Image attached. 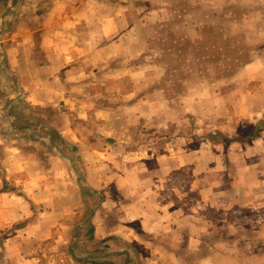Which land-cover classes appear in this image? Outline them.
Returning a JSON list of instances; mask_svg holds the SVG:
<instances>
[{"label":"rangeland","instance_id":"374dc122","mask_svg":"<svg viewBox=\"0 0 264 264\" xmlns=\"http://www.w3.org/2000/svg\"><path fill=\"white\" fill-rule=\"evenodd\" d=\"M11 45L45 66L52 104L19 95L7 107ZM261 108L264 0H0V161L13 135L35 157L29 180L11 159L0 170V264L173 263L149 240L183 264H264ZM180 156L145 209L183 214L187 233L151 239L138 231L136 170Z\"/></svg>","mask_w":264,"mask_h":264},{"label":"crops","instance_id":"0c3cea01","mask_svg":"<svg viewBox=\"0 0 264 264\" xmlns=\"http://www.w3.org/2000/svg\"><path fill=\"white\" fill-rule=\"evenodd\" d=\"M21 44V43H20ZM22 46V45H21ZM12 45L9 46V48L5 49V60H6V66L3 71V77L5 81L3 82V85L5 86L3 88L4 93L3 96H6L7 99V107H11L13 104V99L17 98L19 95L23 96L25 101L30 103V107L32 108H39L40 106H44L47 104H52L54 101V98H57V92L54 93L52 89H44L43 85L50 86L51 79L48 78L50 74L47 76V80L42 78V74L46 68L40 67L39 62H37L35 57L32 55L23 54L22 52L16 53L14 55L15 50H12ZM44 70V71H43ZM14 77L18 87L15 88V97L10 94V91H14L13 87L11 86V80L10 77ZM46 76V75H45ZM47 86V88H48ZM6 100V99H5ZM13 100V101H12ZM262 112H264V108H261ZM248 111V110H247ZM251 113H247L244 117L245 119L251 118ZM44 130H48V126L46 124H43L41 126ZM41 128V129H42ZM261 130V129H259ZM258 130V131H259ZM257 131V132H258ZM5 138V137H3ZM14 138H17L16 135L10 136V138H5L2 144V150L3 153H5L4 159L0 161V170H3V172H9V161L13 160L11 166H12V173L18 172L21 168V173H26L28 175V180L30 177V168L31 164L34 160V156L29 154V151L26 150L27 146L30 144L32 145V142H22L19 143L18 140H14ZM29 139V138H27ZM46 140H49V136L46 137ZM46 141V142H47ZM1 142V141H0ZM46 147V146H45ZM30 150V148H29ZM42 155L41 157L46 159L47 164L51 163H58L59 160L62 158V155L58 152H53V149H50L48 147L45 148V151H41ZM203 158V156H202ZM11 159V160H10ZM48 159V160H47ZM178 162V163H177ZM168 164L161 165L159 164V168L157 167L154 170L151 171H145L144 169L137 168L136 170V177L137 182L134 184L135 191H137L139 202H138V210L139 217H136L137 220H139L138 225V231L139 232H145L147 234V237L156 238V237H167V239H170V237L174 240L179 239L182 237V235H186L187 233V218L183 214L178 215L175 211L169 212L170 214L167 216L159 215L156 216L157 219H147L146 218V209L149 208L150 203L152 201H156V190H157V182L156 178L157 176H168L172 172V170L179 169L182 167L185 163H183L182 156L175 161V163H169ZM198 162L194 164L193 172L198 173ZM42 172V171H41ZM55 171L48 170L42 172L44 175H51ZM56 173V172H55ZM23 187L25 186L24 183H21ZM151 192V194H150ZM153 197V200H152ZM155 197V198H154ZM6 220H0V228L5 224ZM129 229V228H127ZM125 230V229H124ZM126 232L129 234L131 233L130 229L125 230L123 235L126 234ZM137 234V231H136ZM135 234V236H136ZM170 236V237H169ZM143 246L146 248L145 251H149V253H155V254H167L169 255V259L171 258V264H183L181 259L177 258L178 252L174 249L175 247H172L173 245H161V244H153V241L150 242L146 241L142 243ZM173 257V258H172ZM148 261V264H161L160 259H156L155 256L152 258H147L145 262ZM147 264V263H145Z\"/></svg>","mask_w":264,"mask_h":264},{"label":"trees","instance_id":"16d2710c","mask_svg":"<svg viewBox=\"0 0 264 264\" xmlns=\"http://www.w3.org/2000/svg\"><path fill=\"white\" fill-rule=\"evenodd\" d=\"M255 129H256V130L254 131L252 137H254V136L256 135V132H257V130L259 129V126H257ZM246 138H248V137H246Z\"/></svg>","mask_w":264,"mask_h":264}]
</instances>
